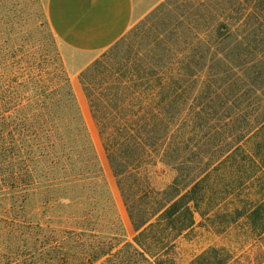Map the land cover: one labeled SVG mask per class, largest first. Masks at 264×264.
<instances>
[{
	"label": "trees",
	"instance_id": "16d2710c",
	"mask_svg": "<svg viewBox=\"0 0 264 264\" xmlns=\"http://www.w3.org/2000/svg\"><path fill=\"white\" fill-rule=\"evenodd\" d=\"M5 2L0 264H174L196 225L257 253L211 245L187 264H264V0L188 5L79 71L130 240L46 14Z\"/></svg>",
	"mask_w": 264,
	"mask_h": 264
},
{
	"label": "rangeland",
	"instance_id": "374dc122",
	"mask_svg": "<svg viewBox=\"0 0 264 264\" xmlns=\"http://www.w3.org/2000/svg\"><path fill=\"white\" fill-rule=\"evenodd\" d=\"M24 1L28 2L29 8L31 12L33 13L34 19L37 22L40 21V19L42 18H41V14H39L40 13L39 11L41 10V12L45 13V0H36V1L35 0H6L5 3L7 7L16 6V8H20L21 6H23ZM213 3H214V0H160L153 7L151 11H149L145 16L139 19L123 36L124 37L130 36L131 38L135 39L134 43L132 44L133 49H141L143 47L145 48V45L149 43L150 40L153 39L154 35H156V33L165 26L164 24L168 25V23L173 22V20L175 19V15L173 14L175 13L185 14L188 5H190L194 11V10H198L199 8H204L205 6L213 4ZM56 42H57V46L59 50H61L62 47L59 41L57 40V38H56ZM105 50L95 53V55H93L94 58L100 56V54L104 52ZM72 55L75 58V60L72 63L74 65V69H76L77 66L79 65V61H77V58L79 57V55L77 54H72ZM68 70H69V67H68ZM70 77L72 78V81L73 80L76 81L78 85V88H77L78 94L73 88L75 95L77 97L78 104L81 108V111L85 119L87 128L89 130L91 139L94 143L95 149L97 151L98 157L103 167L107 183L109 185V188L113 195L118 212L122 219V222H123V225L126 231L127 239L130 240L135 234V231L131 224L128 213L126 211V207L124 205L120 192L118 190L115 177L108 163L105 151L102 146V141L99 136L98 128L93 119V116L89 109L86 97L79 83L78 73L74 75L71 74ZM227 244L228 246L231 247L233 253L236 254V256L238 255L248 256L249 255L251 257H254V255H256L257 253L256 249L254 250V247L251 246L250 243L245 242L242 244V243H234V242L226 241L222 235H216L210 231H207L204 227L196 225L190 233L178 239V241L176 242L175 250L172 254V258L174 260V264H187L192 258H194L196 255L201 253L207 247L211 245L220 246V245H227Z\"/></svg>",
	"mask_w": 264,
	"mask_h": 264
},
{
	"label": "crops",
	"instance_id": "0c3cea01",
	"mask_svg": "<svg viewBox=\"0 0 264 264\" xmlns=\"http://www.w3.org/2000/svg\"><path fill=\"white\" fill-rule=\"evenodd\" d=\"M159 1L45 0V13L62 47L59 51L67 69L69 67V74L79 73L93 60L95 53L107 49L123 37ZM72 54L79 55L76 69ZM70 79L73 86L76 81ZM76 86L78 88L77 83Z\"/></svg>",
	"mask_w": 264,
	"mask_h": 264
}]
</instances>
